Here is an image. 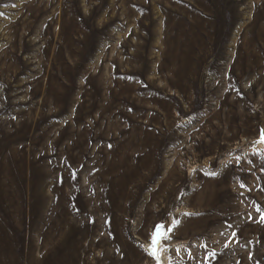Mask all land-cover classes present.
<instances>
[{
  "label": "rangeland",
  "instance_id": "obj_1",
  "mask_svg": "<svg viewBox=\"0 0 264 264\" xmlns=\"http://www.w3.org/2000/svg\"><path fill=\"white\" fill-rule=\"evenodd\" d=\"M262 132L264 0H0L3 264H264Z\"/></svg>",
  "mask_w": 264,
  "mask_h": 264
},
{
  "label": "snow or ice",
  "instance_id": "obj_2",
  "mask_svg": "<svg viewBox=\"0 0 264 264\" xmlns=\"http://www.w3.org/2000/svg\"><path fill=\"white\" fill-rule=\"evenodd\" d=\"M258 142H262L264 143V132L261 133V138ZM259 211V209H257ZM262 220H264V214H262ZM179 224L178 220L173 221V225L172 227L168 228L167 231H164V226L163 225H158L156 228V231L153 233L152 235V244H153V248H152V254L156 255V245L159 243L161 238L167 239L168 237V233L172 231V229ZM157 259H159V257L157 256Z\"/></svg>",
  "mask_w": 264,
  "mask_h": 264
},
{
  "label": "crops",
  "instance_id": "obj_3",
  "mask_svg": "<svg viewBox=\"0 0 264 264\" xmlns=\"http://www.w3.org/2000/svg\"><path fill=\"white\" fill-rule=\"evenodd\" d=\"M2 262L4 263V262H5V260H3V261H2V260H0V264H3Z\"/></svg>",
  "mask_w": 264,
  "mask_h": 264
}]
</instances>
